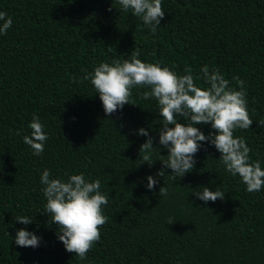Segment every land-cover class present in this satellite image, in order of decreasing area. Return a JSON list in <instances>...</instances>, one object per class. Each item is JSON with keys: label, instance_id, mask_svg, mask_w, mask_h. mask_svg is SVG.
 Returning <instances> with one entry per match:
<instances>
[{"label": "trees", "instance_id": "obj_1", "mask_svg": "<svg viewBox=\"0 0 264 264\" xmlns=\"http://www.w3.org/2000/svg\"><path fill=\"white\" fill-rule=\"evenodd\" d=\"M162 7L152 34L117 0H0L13 20L0 35V264H264V188L247 192L207 142L191 172L157 176L168 153L158 143L157 101L142 99L150 89L133 88L135 105L106 116L91 82H81L100 63L133 51L178 75L190 67L202 87L203 66L218 69L236 90L238 77L253 123L234 136L245 138L250 159L264 168V0H162ZM33 115L48 135L40 156L23 143ZM196 127L206 136L214 131ZM140 128L153 138L151 165L140 159L147 139ZM45 169L65 181L84 173L109 193L108 220L84 260L64 249L57 225L48 222ZM148 176L157 180L151 190ZM202 187L225 192L224 199H197ZM17 216L33 222L23 225ZM20 228L39 236V246L16 245Z\"/></svg>", "mask_w": 264, "mask_h": 264}, {"label": "clouds", "instance_id": "obj_2", "mask_svg": "<svg viewBox=\"0 0 264 264\" xmlns=\"http://www.w3.org/2000/svg\"><path fill=\"white\" fill-rule=\"evenodd\" d=\"M124 12H131L140 18L143 25L155 34L164 18L162 0H117ZM111 11V9H109ZM12 17L0 11V35H6L12 26ZM139 51H133L124 60H113L111 64L102 62L93 71L81 79L89 80L96 90L106 116H111L126 104L135 105L130 100L132 89L148 88L142 99L154 98L157 101L161 128L158 132V143L167 150L166 159L160 160L163 167L156 175L165 177V169H171L170 176L182 177L195 166V155L207 142L221 154L220 163L233 177L238 176L249 193L259 192L264 188V168L259 161H252L245 138L234 136L237 129L248 130L253 121L247 111V93L244 82L233 77L240 90L230 85V81L216 68L211 71L203 66L201 72L207 87L196 83L200 77L192 75V69L186 67L183 75H178L169 67H162L159 62L146 63L138 57ZM75 81V77H73ZM183 119V123L177 120ZM196 125H210L206 136ZM28 127L30 135L23 136V143L30 146L33 155L40 156L44 151L48 135L39 116L33 115ZM20 135L19 132L16 133ZM137 134L147 137L140 145L139 155L142 163H153V138L144 128ZM142 154V155H141ZM164 157V156H162ZM147 189L157 184L153 176L146 177ZM40 182L46 198L45 212L50 216L49 224L57 225V238L67 252L74 253L80 260L100 239V227L108 217L104 207L109 203V193L101 191L99 179L89 181L84 173L69 175L67 180L51 178L45 169ZM159 195L166 197L168 188H159ZM197 199L207 203L223 200L225 192L221 190H202L194 193ZM15 220L23 225L33 222V217L17 216ZM173 220L169 218L168 224ZM41 238L33 232L20 228L15 234V244L20 247H38Z\"/></svg>", "mask_w": 264, "mask_h": 264}]
</instances>
